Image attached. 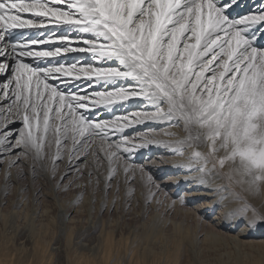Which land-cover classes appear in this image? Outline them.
<instances>
[{
	"label": "snow or ice",
	"instance_id": "obj_1",
	"mask_svg": "<svg viewBox=\"0 0 264 264\" xmlns=\"http://www.w3.org/2000/svg\"><path fill=\"white\" fill-rule=\"evenodd\" d=\"M237 3L0 0V116L11 113L19 122L17 126L6 116L0 119L5 189L10 169L19 168L17 178L22 177V161L30 162L33 179L38 171L56 179L65 156L68 163L60 181L73 166L81 172L77 163L81 157L84 166L90 155L99 158V153L90 151L96 138L106 142L108 149L104 153L108 161L105 193L121 168L127 182V174L136 171L124 156L129 150L127 138L110 139L127 123L93 121L81 109L141 97L154 111L135 112L132 122L160 120L181 130L183 135L168 132L170 139L155 142L180 157L182 167L199 173L196 179L219 201L227 200L228 195L222 187L212 188L213 172L259 194L264 187V48L253 41L256 31L264 28V7L233 18L229 12ZM32 28L47 31L41 38L29 36L26 40L15 31ZM63 53H90L96 63L78 66L77 61L66 66L48 59ZM25 58L31 59L26 62ZM82 77L89 88L99 81L134 83L93 90L91 95L86 90L68 89ZM153 142L146 138L143 145ZM223 169L227 171L221 173ZM139 171L141 185L147 189L145 207L153 200L160 204L152 191L153 177L143 168ZM225 220L243 222L249 229L264 227V213L247 201L227 212Z\"/></svg>",
	"mask_w": 264,
	"mask_h": 264
},
{
	"label": "bare ground",
	"instance_id": "obj_2",
	"mask_svg": "<svg viewBox=\"0 0 264 264\" xmlns=\"http://www.w3.org/2000/svg\"><path fill=\"white\" fill-rule=\"evenodd\" d=\"M248 1L250 0H238V3L231 8L229 15L233 18H239L245 14L253 13L257 9L264 7V0H251L252 3H250L252 6L257 5L258 1H261V3L252 9H247V6L245 9H243V6L248 4ZM25 15L28 16L30 14ZM47 27L52 28L53 31H59L55 29L54 26L49 25ZM15 31L21 34L26 40L29 36L33 38H41V33H45L47 28L17 29ZM253 43L255 46L264 48V28L256 31ZM73 54L74 53H63L61 57L48 59L59 60L61 63L67 64V62L74 58ZM28 59L30 60L31 58ZM78 61L80 62L78 66L84 65L86 63H96L90 53H83L82 58ZM56 83H59L60 87L64 88L63 83H60L59 81ZM133 83L134 82L125 83L124 81H118L116 85H112L105 84L103 81H99L94 84L93 88H89L88 84L82 77L80 81H73L70 83L68 85V89L73 92L81 93H83L85 90L87 92L90 91L91 93H88V95H91L93 90L104 91L105 88H107V90H112L114 86L128 87ZM84 85H87L86 88L78 89L80 86ZM81 111L84 112L85 115H88L93 121H103V118L105 119L108 118L109 115H114L113 119L108 122L117 120L118 122L127 123V127H124L122 132L112 134L110 139L113 141H118L123 140L129 134L134 136L133 140L127 138L126 147L129 150L124 152V156L128 157L127 162L134 164L140 162V159H143L151 174L157 177H167L165 182L171 181L170 183L174 185L175 188L173 196H179L181 198L180 201L178 200L173 203H167L169 205L164 203V206L165 204L167 205L165 206V209L167 208L166 213L169 211L180 213V215H184L183 221L180 223H170L173 232L169 237L160 236L159 233H153L155 235H147L144 234L140 228H133L132 230L124 229L121 232H117V228H114L108 231L106 229L108 225L104 223V221H100L98 217H95L93 220H87L85 226L79 227L76 229V231L72 232V229L67 227L65 224V218L68 216L69 211H71L72 206H63L62 204H57L56 216L58 220V226L56 228V237L54 239L53 246L50 248L49 252L46 254V249L43 246L42 236L39 233L34 232L31 229L29 231L23 227L16 230V241L20 246L18 254L23 255L22 259L18 257V259L14 260L13 256L10 253H7L5 247L1 246L0 244V264H49L51 256H55V264H189L188 258L195 257V251H200L202 246H206L203 248L204 250L202 249V253L205 251L206 254H215L216 252L220 251L222 246L227 245L226 241L223 239V234L221 231L235 232L236 230V237H230L231 239L229 238V240L237 244L250 247V251H248L250 259L238 264H264V240H262L264 239V234L251 233L249 228L244 226L243 222L228 223L225 220V214L230 211V208L222 210L220 206L221 201H219L214 196L213 191L209 189L207 185L200 184L196 179L199 173L182 167L180 157L173 155L170 149L164 147L160 143L155 142L158 140L170 139L166 135L168 132H177L180 135L182 134L174 127L168 126L167 131H165L163 135H153L152 131L165 123L164 121L160 120H149L142 118L140 123L132 122L134 120L133 113L154 111V109L146 101H144L141 97H130L126 101L118 100L112 104L100 103L97 104L95 108L81 109ZM126 116L129 118L128 121H124V117ZM137 131L141 133H138ZM146 138H153L154 142L148 145H143V140ZM156 160H159L162 163L165 161V166H161V164L158 165L155 163ZM148 161H150V163ZM67 163L68 161L66 164ZM209 166L210 165H208V167ZM74 172V170L69 171L71 174ZM222 177V175L220 177V175H217L215 172H213L211 176L212 188L219 186L226 190L228 189L227 185L222 180ZM236 186L238 187L239 185L236 183ZM200 187L201 189L197 190ZM244 189L247 190V187ZM246 190H243V194L249 200L250 196ZM4 191L5 190L3 189V193ZM186 194H188L187 204L194 205L196 202H202L204 204V207L202 206L203 208L200 206L202 211H200L201 214L198 215V218L200 222L199 226L202 228V230L205 228L207 231L201 235L202 238L200 240L195 239V234H191V238L188 236V233L191 232L188 231L187 225L189 222L186 221H188L187 219L189 218L190 213L187 211L178 212V207L176 210L174 209L176 204H179L181 201H183L182 199L186 198ZM225 194L227 195L228 193L226 192ZM97 203L98 205L96 208H99V212L103 210L105 206L107 210H110L111 208L110 204H106L104 202ZM19 205L20 203L17 200L12 202V207L9 212V216L11 218L15 217L16 209L19 208ZM171 208L172 210H170ZM225 210L226 212L224 213ZM46 212L47 211H43L42 215H45ZM215 215L217 216L215 217ZM185 217H187V219ZM3 218L4 217L0 214V226L5 221V218ZM99 221L101 229L97 235H93L94 231L98 228ZM228 224L233 225L229 226ZM213 229H218V231H220L219 234H222V239H220L219 236H217L218 234H216L218 239L217 241H214L217 237L214 236L212 232H210ZM227 235L228 234L224 235L225 238ZM141 236H144L143 241ZM73 253H76V255L74 258H71L70 254Z\"/></svg>",
	"mask_w": 264,
	"mask_h": 264
},
{
	"label": "rangeland",
	"instance_id": "obj_3",
	"mask_svg": "<svg viewBox=\"0 0 264 264\" xmlns=\"http://www.w3.org/2000/svg\"><path fill=\"white\" fill-rule=\"evenodd\" d=\"M250 2L251 0L248 1V4L243 6V9H245L246 6L247 9H252L261 3V1H258L257 5L252 6V2ZM82 56L83 53H74L73 57L75 59L73 58L67 62L66 66H70L72 63L77 62L82 58ZM28 60L29 59L26 58V62ZM86 86L87 85L80 86L78 89L86 88ZM88 93L91 92L89 91L87 94ZM4 116H6L10 121H16V117L11 113L5 112ZM4 116H0V119H3ZM113 117L114 115H109L108 118H103L102 120L110 121L113 119ZM17 126H19V122H17ZM168 126L169 125L165 122L152 131V134L157 136L163 135L164 132L167 131ZM176 130H178L183 135L181 130ZM133 137L134 136L132 134L126 136V138H129L130 140H133ZM92 150H95L97 153H99V158L94 159L90 155L88 158V166H84L82 164L83 157H81L80 161H77V163L81 164L82 171L76 172L75 168H73L75 172L72 174L69 173L63 181H60V173L63 172L65 166L67 165V156H65V159L59 163V170L56 179H52L47 172L40 173L39 171L36 178L33 179L29 168L30 162L22 161V177L17 178V174L20 171L19 168L14 167L10 169V179L8 181L9 186L6 189L4 188L5 165L0 163V214L5 218L4 223L0 226V244L1 246L5 247L7 253H10L13 256L14 260L18 259V257L21 259L23 257V255L18 254L20 246L16 241V230L23 227L29 231L31 229L34 232L39 233L42 236L43 246L46 249V254L49 252L50 248L53 246V242L56 237V228L58 226V220L56 216L57 204H62L63 206H72L71 211H69L68 216L65 218V224L67 227L72 229V232L76 231V229L79 227L85 226L87 220H93L95 217H98L100 221L102 220L108 225L106 228L108 231L114 228H117V232H121L124 229L132 230L133 228H140L143 233L147 235L159 233L160 236L169 237L173 232L170 223H180L183 221L184 215H180V213L175 211H169L166 213L167 208L165 209V206L169 205L167 203H173L178 200L180 201L181 198L179 196H173V192L175 190L174 185L170 183L171 181L165 182L167 177H157L151 174L143 159H140V162L131 164L132 167L136 169V171L135 173L130 171L127 174L128 177H130L127 182L125 181V174L121 168V170H119L109 182L110 186L107 188L105 193V178L107 177L108 161L104 158V153L108 150L107 143L105 142L102 144L100 139L96 138L91 142L90 151ZM148 162L150 163V161ZM120 163L123 164L124 161L120 160ZM155 163L158 165L161 164V166H165L166 164L165 161L162 163L159 160H156ZM209 167L211 168V165ZM140 168L144 169L145 174L151 175L153 177L152 191L157 193L156 199L161 201L160 204H157L156 201L153 200L147 206V208L145 207L144 197L147 195V189L143 188L141 185V172L139 171ZM226 171L227 169H223L221 170V173ZM90 172L92 174L91 176H89ZM221 175L223 176L222 180L228 188L226 190L228 193V199L220 202L222 210L227 208H230L229 210L235 209L241 206L243 202L247 201L258 211L264 213V188L260 190L259 194H252L248 192V190L244 189L247 187V185H240L237 183L240 186L237 187L235 180L230 181L225 175L220 174V177ZM235 179H239V177ZM58 184L59 186H57ZM65 187H67V191L64 190ZM242 188L243 190H246L247 193H249V200L243 194ZM3 189L5 190L4 193ZM200 189L201 187L197 190ZM239 189H241L242 192ZM130 192L131 194H129ZM185 196L186 198L182 199L184 203L178 202L179 204H176L174 209L176 210L178 207V212L187 211L191 214H189L188 219L185 217L188 220L186 222H189L187 225L188 231L191 232L188 233V236L191 238V236L195 234V239L200 240L202 238L201 235L207 231L205 228L202 230V228L199 226L200 222L198 218V215L201 214L200 211H202L200 206L203 208L204 204L202 202H196L194 205L187 204L188 194ZM237 197L239 199H237ZM14 200L19 201L20 205L19 208L16 209L15 217L11 218L9 216V212ZM113 200H115V203H113ZM97 202L110 204V210H107L105 206L104 209L99 212V208H96L98 205ZM164 203L167 205L165 204L164 206ZM170 210H172V208ZM43 211H47L45 215H42ZM225 212L226 210L224 213ZM216 216L217 215H215V217ZM100 221L98 228L94 231L93 235H97L99 233L101 229ZM228 225L232 226L233 224ZM249 230L251 233L264 234V227H252ZM210 232H212L214 236L218 234L217 236H219L220 239H222L223 234V239L226 241L227 245L222 246L220 251L216 252L215 254H206L205 251L202 253V249L206 247L202 246L200 251H195V257L188 258L189 264H238L250 259L248 254V251H250L249 246L240 245L229 240L230 237L233 238L236 235L237 230L235 232L221 231L222 234H219L220 231H218V229H213ZM225 234H228L226 238L224 236ZM141 239L143 241L144 236H141ZM217 239L218 237L214 241H217ZM75 255L76 253L70 254V257L74 258ZM55 260V256H51L49 264H55Z\"/></svg>",
	"mask_w": 264,
	"mask_h": 264
}]
</instances>
